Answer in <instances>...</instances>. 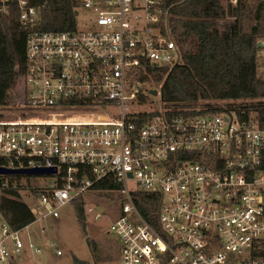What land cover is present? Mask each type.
Instances as JSON below:
<instances>
[{
  "label": "built area",
  "instance_id": "built-area-1",
  "mask_svg": "<svg viewBox=\"0 0 264 264\" xmlns=\"http://www.w3.org/2000/svg\"><path fill=\"white\" fill-rule=\"evenodd\" d=\"M76 2V17L79 9L93 15L91 28L36 30L39 8L0 0V33L16 8L32 29L21 76L26 110L0 117V167L56 169L0 174V195L17 190L36 198V222L59 217L60 207L87 194H118L111 231L121 243L120 264H264V112H250L248 100L227 101L243 106L217 113L158 109L151 97L161 95L154 84L163 82L149 67L184 63L162 0ZM259 43L264 74V39ZM67 109L86 115L74 118ZM39 177L50 181L32 184ZM141 193L157 198V211ZM139 199L152 207L148 217ZM92 210L85 205L86 214ZM95 210L97 218L106 212L101 204ZM20 232L0 216V264L23 248Z\"/></svg>",
  "mask_w": 264,
  "mask_h": 264
},
{
  "label": "trees",
  "instance_id": "trees-1",
  "mask_svg": "<svg viewBox=\"0 0 264 264\" xmlns=\"http://www.w3.org/2000/svg\"><path fill=\"white\" fill-rule=\"evenodd\" d=\"M39 8L36 30L72 31L76 29V0H28ZM168 14V28L175 40L184 47V63L170 67H149V74L163 82L161 99L166 106L199 107L192 113H217L242 107L223 101L248 100L244 107L264 112V74L259 71V46L264 39V0L249 5L239 0H162ZM19 9L5 19L0 33V103L22 76L24 70V39L32 30L23 26ZM164 30L165 25L162 24ZM144 81L151 80L144 76ZM68 105L73 101L67 102ZM17 190L0 195V216L13 230H22L35 222L29 205L21 200ZM142 201L153 204L157 198L141 193ZM145 217L153 209L137 200ZM159 203V201H158ZM85 230V199L71 203ZM86 233V232H85ZM75 264H91L74 256Z\"/></svg>",
  "mask_w": 264,
  "mask_h": 264
},
{
  "label": "rangeland",
  "instance_id": "rangeland-1",
  "mask_svg": "<svg viewBox=\"0 0 264 264\" xmlns=\"http://www.w3.org/2000/svg\"><path fill=\"white\" fill-rule=\"evenodd\" d=\"M257 0H247L249 5H254ZM94 17L91 13L78 10L77 27L81 30L91 28ZM162 83H155L154 88L161 90ZM22 77L8 91L5 102L0 103V117L9 116L16 118L26 110L21 106L23 92ZM158 109L165 104L161 95L151 97ZM221 104L227 101L217 102ZM66 114L72 117H84L85 111L67 109ZM57 117V115H56ZM49 177H39L32 184L44 185L49 183ZM21 200L30 208L39 207L36 198L23 193ZM118 194H87L85 205L93 210L86 214L85 230L76 216L74 206L66 204L59 208V217L42 218L24 228L20 232L23 248L15 255L16 264H75L74 256L91 264H120L121 243L111 231L112 221L120 213ZM101 204L106 212L97 218L98 212L95 205ZM86 232V233H85ZM49 242V244H48ZM40 249V253L36 252ZM61 251L58 255L57 251Z\"/></svg>",
  "mask_w": 264,
  "mask_h": 264
},
{
  "label": "water",
  "instance_id": "water-1",
  "mask_svg": "<svg viewBox=\"0 0 264 264\" xmlns=\"http://www.w3.org/2000/svg\"><path fill=\"white\" fill-rule=\"evenodd\" d=\"M258 46L260 47V43H258ZM151 93L153 95H157L158 91L152 90ZM55 172H56L55 168L11 169V168L0 167L1 175H49Z\"/></svg>",
  "mask_w": 264,
  "mask_h": 264
},
{
  "label": "crops",
  "instance_id": "crops-1",
  "mask_svg": "<svg viewBox=\"0 0 264 264\" xmlns=\"http://www.w3.org/2000/svg\"><path fill=\"white\" fill-rule=\"evenodd\" d=\"M48 244H49V242H48ZM10 264H16V262H15V255H14L13 259L10 260Z\"/></svg>",
  "mask_w": 264,
  "mask_h": 264
}]
</instances>
